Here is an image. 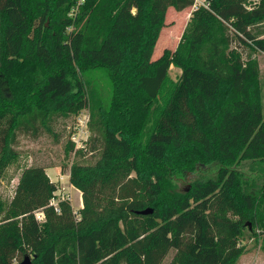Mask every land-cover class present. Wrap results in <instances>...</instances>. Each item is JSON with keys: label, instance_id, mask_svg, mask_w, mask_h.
<instances>
[{"label": "trees", "instance_id": "trees-1", "mask_svg": "<svg viewBox=\"0 0 264 264\" xmlns=\"http://www.w3.org/2000/svg\"><path fill=\"white\" fill-rule=\"evenodd\" d=\"M78 1L0 0V167L18 155L20 135L54 134V121L78 114L87 96L91 135L76 155L99 153L71 167L79 218L67 202L59 212L50 204L57 186L45 167L23 171L12 200L0 201V264L25 255L162 264L173 249L170 264H236L247 222L264 233V187L249 193L236 167H264V85L252 56L264 54V0L251 10L250 0H206L177 48L156 59L169 8L194 0ZM212 162L221 163L216 179L176 186Z\"/></svg>", "mask_w": 264, "mask_h": 264}, {"label": "rangeland", "instance_id": "rangeland-1", "mask_svg": "<svg viewBox=\"0 0 264 264\" xmlns=\"http://www.w3.org/2000/svg\"><path fill=\"white\" fill-rule=\"evenodd\" d=\"M258 2L259 0H250L247 4L248 9L251 10ZM195 11L191 8L185 11H177L173 7L169 8L166 15V24L162 29L154 51V59L161 56L165 49L175 50L177 48ZM75 13L73 11V15ZM232 47L234 48V45ZM252 56L259 62L261 80L264 85V54L252 53ZM181 72V69L172 65L169 76L176 81ZM86 100L85 106L78 114H72L67 118H58L54 121V134L43 130L37 137L31 135L19 136L15 144L18 155L5 159L4 165L0 167V201L3 204L12 200L25 169L32 166H43L46 168L48 177L57 186L52 202L58 208L62 202H67L79 218V211L84 207V200L82 192L70 182L71 167L74 162L84 165L92 164L99 156L98 152L94 154L89 152V146L82 155H76V151H78L77 144L81 146L87 136L91 135V132L87 133L85 129V123L91 120L92 103L88 96ZM55 135H58V137ZM72 136L77 144L72 152H68L67 144L69 140L71 141ZM236 167L246 179V190L254 195H259L261 188L264 187L263 165L260 162L244 161ZM220 168V162L198 166L195 171L177 179L175 184L179 189L188 191L195 180L216 179ZM1 219L2 216L0 215V223ZM240 243L241 247L244 248V252L236 264H264V233L258 227L253 226L252 221L247 222ZM177 252L175 249L171 250L162 264H170ZM23 258H21V261ZM21 261L18 259L15 264Z\"/></svg>", "mask_w": 264, "mask_h": 264}, {"label": "built area", "instance_id": "built-area-1", "mask_svg": "<svg viewBox=\"0 0 264 264\" xmlns=\"http://www.w3.org/2000/svg\"><path fill=\"white\" fill-rule=\"evenodd\" d=\"M83 2H84V0H79V1H78V4L83 3ZM209 6H210V5H209V3H208L206 0H194V5H193V7H192V10H193V11L198 10L200 7L209 8ZM88 123H89V120L85 123V129L87 130V133L89 132ZM89 133H90V132H89ZM89 135H90V134H89ZM89 135L87 136L86 140L83 142V144H82L81 146H78V144H77V142L75 141V139H74L73 136L71 137V140L75 143V146H76V144H77V146H76L77 149H83V148H85L86 145H87V142H88V140H89ZM50 204H51L52 206L55 207V210H56L57 212L60 211V208L56 207L55 203L52 202V200H51V203H50ZM36 218H37L39 221H43L44 218H45L44 213H43L42 211H37V212H36Z\"/></svg>", "mask_w": 264, "mask_h": 264}, {"label": "water", "instance_id": "water-1", "mask_svg": "<svg viewBox=\"0 0 264 264\" xmlns=\"http://www.w3.org/2000/svg\"><path fill=\"white\" fill-rule=\"evenodd\" d=\"M153 212V210L151 208L139 211L140 214L142 215H148L151 214ZM33 256L31 255H25L23 260L21 262H19L18 264H33Z\"/></svg>", "mask_w": 264, "mask_h": 264}]
</instances>
